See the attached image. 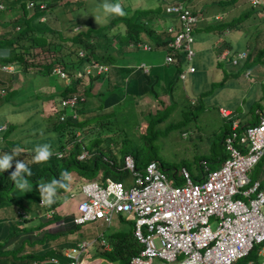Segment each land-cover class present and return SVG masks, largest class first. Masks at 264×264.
Masks as SVG:
<instances>
[{
	"label": "trees",
	"instance_id": "obj_1",
	"mask_svg": "<svg viewBox=\"0 0 264 264\" xmlns=\"http://www.w3.org/2000/svg\"><path fill=\"white\" fill-rule=\"evenodd\" d=\"M46 1L48 5L51 4L49 0ZM119 1L121 2V6L126 12L125 16L112 14L110 19H108L106 23L96 27L91 21L86 20L87 25L85 28L74 30V33L69 35H65L58 28H52L51 26H48L47 23L46 27L38 28V26L33 22L35 20L40 21V16L45 15L48 10L52 9L48 7L47 9L40 11L37 4L33 5L30 14L26 16L27 18H18L17 16L14 19L12 15L13 13H11L13 17V23H11V21L8 20L7 17L6 20L3 19L0 21V50H6L8 52L6 54L0 55V66L8 63H16L20 67L21 71L25 72L28 71V68H35V73L40 72L43 75H51L52 66L61 64L67 72V78L71 79L70 83L64 85L62 90L58 92L59 96L57 95L58 98L56 100L57 106L54 110V112H56L58 116L55 120L56 123L53 124V128H55V130L59 133L68 134V138L62 140L60 148L56 151L60 152L61 155L59 156L56 153V155L54 154V156L50 157L46 162L42 163L22 161L31 170L32 173L31 176H27L25 174V178L28 182V189L26 190L19 189L16 186L15 182L11 179L10 172L14 170L15 162H13L12 169L0 171V209H4L5 207L9 206L10 208H13L14 215L21 216L22 212V216H24L22 219H13V221L8 223L3 222L0 219V264H43L44 260L48 259L51 256H56L59 263L66 264L68 259L63 254L62 249L64 248V246L68 245V241H71L73 239L72 237V239L67 240L68 233H72V230L78 227L79 224L89 222L90 220L76 224L75 222H73L71 214L64 215V213H61V209L57 208H61L64 205L65 199L71 195L72 190L75 189V191H77V189L79 188V182L92 180L95 178L100 180L102 177L101 175H99V170H108V163L103 161L100 155H91L87 158L79 159L78 154L84 147L92 152H106V150L108 149L104 150L100 143L104 140L114 141L111 137L103 140L100 136L93 137L91 139H87L85 137L81 140H77L75 138V131L76 129H85L87 127V124L89 123L95 125H98L100 123V128H97L96 132L94 130V133L99 134L101 131L103 132L104 127L105 130H108L111 128L112 124L106 121H115V114L119 113L120 110H111L108 113L104 112L105 114H102L100 116L99 114H95V117L93 118L81 117L80 119H75L74 121H72L70 120L71 118H69V114L66 118L60 119V113L67 114L73 108L72 106L69 107L62 105L61 101L63 97H69L74 94H87L90 97H94L96 101L98 99V96L101 95H99L100 92L97 93L96 97L90 94L92 85L90 81L98 77L102 79L105 76V82H108V86L110 88V90L106 92H110L112 88H115L114 90L125 92L123 90V86L124 84L126 85L129 82L126 75H128V78L133 77V80H136L134 72L131 71L130 67L125 65L115 66L114 73L112 72L113 69H110V65H114V61H116L118 58H121L124 52L126 53L122 45L126 44L127 46L129 42H138L140 39L142 40L143 37L140 34L141 31L144 32V34L147 36V39L150 38L152 41L155 40L156 45L164 44L166 40L171 37V35L168 33V28L181 27L179 20V11L175 9L171 11H165L169 2H167L165 5H157L156 9L153 11L151 7L146 6L147 1L145 2L144 0L142 3H139V7H134L131 5V3H125V1L127 0ZM179 1L183 2L184 6L191 9L193 13H199L200 15L198 14V16L200 17L203 16L202 13L204 11L198 12L199 10L196 11V9L192 6L194 5L196 0ZM26 2L27 0H9L8 5L9 7H11V9H13V12L15 11L14 9H16V6H19L18 9H21L22 14L26 15ZM260 2H263L262 4L259 3L261 7H257L259 4L257 6H254L256 4H254L252 0H210V3L213 6H220L221 8L227 6L229 7V9L233 8L230 11H233L234 15L224 23L211 25L212 32L213 30H215L213 29L215 27H217V30L219 32L224 29L233 31L236 28L241 27L245 23L250 24L251 17H253V20H256L264 13V0H260ZM83 3V0L79 2V4ZM3 4V1L0 0V7ZM66 5L68 6V3H66ZM159 11H161L162 14H159ZM2 16L3 14L0 15V17ZM157 16L163 17L165 21L163 20L162 24H158V21L157 23H155V18ZM215 16H217V14ZM15 25H19V27L16 28ZM209 26L210 24L205 25L206 28ZM199 27L200 25L198 22L195 28ZM122 29H124V31H121ZM118 30H120V32H118ZM49 34H53L54 36H50ZM49 36L53 37L54 40H50ZM98 36L109 39L107 41V48L113 49L114 47H116V51L113 52L112 50L107 49L106 53L100 54L97 51V44L93 40V38ZM226 37V35L223 36L225 40ZM114 39L115 41L113 42ZM111 42H113V44H111ZM249 44H251L250 41ZM32 47H37L39 48V50L30 55ZM53 50L57 52H54ZM237 50H234L232 55L236 54ZM80 51H83L82 55L80 54ZM46 53L51 54L47 55V59L44 62H41L40 57L44 56V54ZM262 56H264V52H261V54L258 55V59H261ZM177 57L168 65L160 64L157 66H152L147 74L142 72L139 73L137 81L138 87L147 90L148 93L157 97V95L159 94V91L156 88L157 84L160 82V80L168 79V83L163 82V86L168 92L170 90L169 87L172 84L171 82L176 81L179 71L181 70L180 59H178ZM135 59L136 64L141 63V59L139 57L135 56ZM95 60L105 64L107 66V70H109H106V73L104 72L101 74H82V68L84 67V65ZM171 67H173V71L170 70ZM77 70H79V74L78 77L74 79L73 75ZM114 75L116 77H114ZM26 78L20 86L16 88H8L7 91L5 90L4 96H6L8 92H11V96H9V98H4L6 101L12 100L13 97H18L17 99H19V103L22 101L31 100L29 99L31 95L27 97L25 95V97H19L18 95L21 91H24L23 93L26 92L25 88L28 87L27 84L25 85ZM82 78H87L90 81L85 84L84 82H82ZM113 78L116 79L113 80ZM174 83L175 82H173V84ZM100 94H103V99L106 97V95H108L105 93ZM48 96H52V94L49 95L45 92L36 93L37 100L40 98H49ZM127 96L129 98L124 101L123 106H120V108L125 107L129 103H134V96L128 93ZM173 100L174 99H171L169 104L163 105L164 102L162 101V99H159L157 101L159 103V108L155 112L154 110H148L147 113L143 115L142 122L146 123V129L144 133H142V135L144 136L142 138L144 140L143 143H138V141L136 140L135 148L132 150H127L123 153L125 154L129 152L134 157L136 166L138 168H142L144 164H146V162L150 159L157 160L154 154H152L151 148L153 147L154 139L158 136V134L154 135L153 131L156 128L155 125L161 122L165 117V113H161L160 111L167 113V108L170 104L173 103ZM185 101L186 100L182 101V103L179 104L178 111L174 113V115H172L171 112L170 119H168V121H170L167 123L165 129L170 125H173L172 117L181 115L185 119H191L192 116H196L195 111L200 109L202 106L201 99L197 100L194 103ZM100 103H102L103 106L105 104L104 101L102 102V96L98 105H100ZM83 107V101L77 104L79 112ZM131 111L134 113L133 109ZM51 115L54 114L52 113L48 116L49 121L52 120ZM147 115L150 116L148 122L144 121ZM256 115L257 114L255 113L254 117H256ZM117 116L120 117V115ZM77 117H79V114L77 115ZM257 118L258 115L254 121L249 120L247 123H255L257 121ZM6 126V129H4L0 134V136L3 138V140L0 139V146L5 150L4 152H6V154H9L11 152V154L14 156L18 152L26 153V148L34 151L36 146H31L32 148L30 146H24L18 143V140H16L18 139L17 137H12V134H10V132L15 129L16 126L14 124H11L10 126L6 124ZM228 129V126H225V128L221 130L220 134L218 135L219 141L217 142V147L215 148L213 145L215 141L212 144L213 154L211 159L204 160L210 164V167H216L226 155L223 145V136ZM0 130L2 129L0 128ZM37 136H39L38 133ZM5 141H9L10 144H5ZM146 145H149L151 150L147 149L145 147ZM123 154H121V156H123ZM262 160H264V157L262 158ZM159 163L160 165H162L161 162ZM200 167L202 169V163L200 164ZM65 170L69 172L71 176H73V180L71 179L70 183L68 181H65V183H68L69 185L68 189L66 190L65 188L58 187L56 195L54 197L55 203L50 206L44 205L40 202L42 200V197L40 195L36 196L38 200L36 211H38L39 213H36V211H34L32 215L28 213L26 210L28 209L26 208V200L32 196L31 193L33 192V190L35 188L39 190V184L41 183H49L53 179H59L61 172ZM125 175H127V173L120 175V178H124ZM194 178L200 180V173L195 174ZM77 183L78 185L76 186ZM14 188H17L16 191H18L16 193H14V191L11 193V190ZM59 193L60 195L58 196ZM73 195L74 196L69 197L71 206H74V204L77 203L79 197H81L79 194ZM54 207L56 209H54ZM49 209L53 210V217L44 218L43 220H41L39 216H43ZM61 218H63L66 222V224L62 228H59L56 231L46 230L38 238L32 240L24 237L23 242L20 243L17 247L1 249L3 244L7 240H9L10 237L29 231L41 232L48 226V224H50L51 222H55L56 220H60ZM120 219H123L122 215H120ZM124 226L125 232L122 233L120 229H117L118 231L115 230L114 232L107 235V241L112 245V249H105L102 251V254L97 255L106 258L103 264H108L106 260L111 261L112 264H127L130 256L138 251L139 244L133 236L132 224H127V226L125 224ZM81 241L82 240L77 241L76 243H79ZM26 244L28 245V247H25ZM54 244L56 246H53ZM254 252L255 247L246 256L238 258L232 264H245L249 258L253 257L252 259H254L256 257ZM93 257H95V255L87 254V259H91ZM82 264L88 263L82 262Z\"/></svg>",
	"mask_w": 264,
	"mask_h": 264
},
{
	"label": "rangeland",
	"instance_id": "obj_2",
	"mask_svg": "<svg viewBox=\"0 0 264 264\" xmlns=\"http://www.w3.org/2000/svg\"><path fill=\"white\" fill-rule=\"evenodd\" d=\"M2 1L4 4L1 5L0 15L3 14V16L0 17V21L3 19L6 20L7 17L8 20H10L11 23H13V17L14 19L17 16L18 18H23V17L25 18L30 14V12H28L27 15H23L21 9H18L19 6H16V9H14L15 11L13 12L12 14L13 17H12L11 13L13 9H11V7H9L8 5L9 0H2ZM49 1L51 2V4L50 5L47 4V7H50L52 10L47 11V13L44 15L45 16L44 19L41 17L40 21L35 20L33 23L37 25L38 28L46 27V23H47L48 26H51L52 28H58L65 35L74 33V30L85 28L87 25L86 20L91 21L95 27L104 24L106 21H108V19H110V17L112 16V14H106L104 12L102 5L105 2L110 4H116V3L121 4L119 0H83L84 1L83 4H79L81 0H49ZM144 1L146 2L147 0ZM174 1L177 0H149L146 6L151 7V9L154 11L157 5H165L167 2H174ZM142 2L143 0L125 1V3H131V5L134 7H139L140 6L139 3ZM66 3H68V6L66 5ZM260 3L262 4L263 2ZM192 6L193 8L196 9V11L199 10L198 12L204 11L202 13L203 17L199 21L200 27L195 28L193 30V37H194L193 47L194 49L202 48L203 51L202 52L198 51L196 53L195 55L196 58L194 57L195 60L193 59V64L195 63L197 64V59H199L200 53L203 54L205 58V62L208 55H210L211 60L209 63V70H210L209 74L211 76L208 79L210 80L221 79V75H218L219 70L217 68L219 64L216 63L215 56L211 52L203 48L211 49V45L213 43H217V45L214 48L215 50L218 49L217 52L219 54H221L225 49H227V44L223 36L228 35L227 34L228 30L224 29L219 32L217 30V27H215L213 28L215 30L211 32V25L224 23L232 16H234L233 11L232 12L230 11L233 8L229 9V7L227 6L224 8L223 7L221 8L220 6H213L210 3V0H196L194 5ZM257 7H261V5L259 4ZM158 13L162 14L161 11H159ZM216 14L218 15L217 17L218 19L214 17ZM97 17L98 20L96 19ZM259 18L253 20V17H251L250 24L245 23L241 27H238L229 33V37L232 40H236V38H239L242 41L249 40L251 43V47L249 49L248 46H246V43L245 42L243 43L245 50L246 51L249 50L247 56L248 61L245 62V60H240L237 64L231 63L229 59H224L220 61L221 71L223 70V72L225 71L231 72L234 76L237 77V79L236 78L228 79L221 89L216 88L217 87L216 84V86L213 88L214 90L210 92L206 98L205 97L202 98V103H201L202 106L200 109L195 111L196 112L195 117L192 116L191 119H185L181 115L174 116L172 117L173 125L172 126L170 125L168 128L165 129L167 123L170 121V120L168 121V119H170L171 112L172 115H174V113L178 111V106L179 104L182 103V100L185 97L182 90L183 84L185 85L191 82L189 79L183 82L178 78L176 79L178 82L175 85L176 91L174 92L173 103L168 106L167 113L160 111L161 113H165L164 115L165 117L163 116L164 118L162 119V121L155 125L156 128L154 129L153 134L154 135L158 134V136L154 139V145L151 148L152 154H154L157 160L162 163L161 167L166 171L168 175V179L171 181V183L176 184L174 175L178 177V171L182 166L184 167L186 166L189 169L191 175L193 176L194 174H197L201 170L200 164L204 160L211 159L213 154L212 144L215 141L213 145L215 148L217 147V142L219 141L218 135L220 134L221 130L224 129L225 126L228 124L227 117H223L221 116V114H219L218 106L225 105L228 102L227 105L231 106L233 110H235L233 116L237 117L239 120L244 122L251 120L250 119L251 115L250 113L242 114L241 113L242 110L246 109L253 112L255 111V109H260L264 111V74H262L261 77L260 76L252 77L253 75L251 74V72L253 73V70H252V66L250 65L251 63L261 61V59H258L259 58L258 55H260L261 52H264V43H262L264 41V13ZM163 20H164L163 17L157 16L155 18V23H157L158 21V24L159 23L162 24ZM206 24H210V26L206 28L205 27ZM15 26L16 28L19 27V25H15ZM49 35L54 36L53 34H49ZM50 36H49L50 40H54V38ZM93 40L96 42L97 51L100 54L107 52V49H109L107 48L108 47L107 41L109 39L107 38L105 39L102 36H98L93 38ZM114 41L115 39L113 40V42ZM113 42H111V44H113ZM38 50L39 48L32 47L30 55ZM53 51L57 52L55 50ZM131 52H137V51H131ZM6 53H8L6 50H0V55ZM155 53L156 50L144 52V54L146 55L155 54ZM49 54L51 53L48 54L46 53L44 54V56H41L40 61L44 62L47 59V55ZM262 59L264 60L263 57ZM151 64H154L153 59ZM13 68L14 65H10V66L7 65L5 66V68H0V79L1 80L6 79L4 82H0V128L2 127L6 128V126H3L5 124H8L9 126L11 124H14L16 127L14 130L10 132V134H12V137L18 138L16 140H18L19 144H22L27 147L50 144L51 152H52V155L50 157H52L54 156V154L56 155V153H59L56 151L60 148L62 144V140L68 138V134L56 132L55 129L52 130L47 125L48 116L50 115L51 112H53L56 109V104H57L56 100L58 98L57 95L59 96L58 93L59 89L53 91L51 90V88H45L44 86L50 85L49 84L50 82L54 84L55 87L56 85L57 86L60 85L59 87H64V85L70 83L71 79L69 80L67 77L61 78L57 76L55 73L51 75H43L40 72L35 73L36 71L35 68L34 69L28 68V71L24 72L21 71L20 67L17 65L15 69L17 71L19 70V72L16 73V72H12ZM170 70L173 71V67H171ZM247 70L250 71V74L245 75V72ZM78 71L79 70L75 71L73 75L74 79L78 77L77 75H75V74H79ZM22 76H24V79L27 77L25 85L27 84L28 87L25 88V90L28 89L29 92L27 93L25 92L26 93L25 94L23 93L24 91L21 92L19 91L20 94L18 95L19 97H22L24 95L27 97L31 95V97L29 98L31 100L22 101L19 103V99H17L18 97L17 98L13 97L12 100L6 101L5 99L11 96V92H8L7 95L4 96L5 90L7 91L10 85L13 87H15V85L18 86L20 82L17 78L22 79L23 78ZM190 77L191 79H193L195 75L193 76L190 75ZM255 79L257 80L254 81ZM7 84H9V86H7ZM100 85L92 84L93 86L92 91L98 92V87L100 86L99 89H101V91L99 92L101 93L105 92L106 90L104 88H106V83L101 82ZM157 87L158 85L156 86V88ZM38 92H45L49 95L52 94V96L56 95L55 97L57 98L55 99L56 101L55 104L54 102H52L49 96H48L49 98H45V99L40 98L38 99L39 100L38 101L36 99V93ZM86 100L91 101V97H88V99L86 98ZM93 100L95 101L94 97ZM100 100H101V96H98V99L96 100V105L99 104ZM94 101H91L92 106H95ZM156 101L157 100L153 98H149V100H145L143 97H141V101L140 102L136 101L135 103L136 110H134V113L129 108H121L120 112L115 114V121H106L111 123L112 126L108 130H105L104 127L103 132L101 131L99 135L103 140L109 137H111L114 140V141L104 140L103 149L104 150L108 149L106 150V152L103 151V153L106 156H109L112 153L123 154L127 150L134 149L136 146V140L138 141V143H143L144 140L142 138L144 136L142 135V133H144L146 129V123L142 122L143 115L147 113L148 109L151 108V105L153 107H156L159 104L158 102L156 103ZM51 102L52 105L49 107L48 104ZM123 104H124V100H122L121 103L118 104V106H123ZM42 105L44 107V110H41ZM126 106L128 107V104ZM236 111L238 113H236ZM54 115H57V113ZM117 115H120V117H118ZM51 118H52V123L53 124L56 123L55 120L57 118L54 116H51ZM136 119H138L137 122ZM149 119L150 116L147 115L144 121L148 122ZM140 125H142V127L139 128ZM96 126H97L96 128L99 129L100 123ZM88 129H90L89 131L90 133H94V130L96 132V129L93 126L91 127L89 125ZM182 131H186V133L182 135L181 134ZM2 132L3 130H0V133ZM37 133L39 134V136H37ZM84 134H86V132ZM0 139L3 140L1 136ZM5 144H10V142L5 141ZM145 147L147 149H150L149 145H146ZM4 151L5 150L0 146V157H3L6 154V152ZM25 152L26 153L18 152L14 156L11 154V152L8 153L9 155L13 156V162L33 161L35 152L27 148L25 149ZM263 173H264V160L261 159L257 164H255L252 167V170L249 172V176L251 177V179H255L261 176ZM117 174L119 173L110 171V175L113 178H115ZM71 179L73 180V176H71ZM77 185L78 183L76 184V186ZM16 189L17 188L12 189L11 193L13 191L14 193H16L18 191V190L16 191ZM74 191L75 189L72 190L71 192ZM32 193H31L32 196L26 200L27 203L26 208H28L26 210L31 215L34 211H36L37 208L38 200L36 196L40 195L39 190L37 188H35ZM59 195L60 193L58 194V196ZM69 197L65 199L64 205L61 208L60 207L57 208V209H61V213H64V215H66V213L69 212V210L71 209ZM36 213L39 212L36 211ZM22 215H23L22 212H21V216L14 215L13 208H10L9 206L5 207L4 209H0V219L1 221L6 223L13 221V219L14 220L22 219L24 217ZM121 215L123 216V219H120L119 215L115 214L112 217V221L109 225L107 224L106 221L102 219H97L94 221H89L83 224H79L78 227L72 230L74 236L72 233H68L67 240H70L73 237L71 241H68V246H71L73 244L75 245L76 242L80 240L92 241L90 243V246L88 248L86 247L87 248L86 254H92V255L102 254V251L106 249V246L101 243V238L103 237L107 241L108 240L107 235L109 233H112L117 229H120L121 232L123 233L125 232L124 225L126 224L127 226V224L130 225L133 224L134 222L132 216L126 215L125 213H121ZM49 217L51 216H48L47 213H45L43 216H39L41 220ZM55 222H51L50 224H48V226L41 232L29 231L26 233L12 236L9 238V240H7L3 244L1 249L17 247L20 243L23 242L24 237H27L28 239L31 240L36 239L46 230L56 231L57 229L63 227V226L61 227L58 226V224H56ZM211 226L213 228L215 227V221L212 220ZM53 246L56 245L54 244ZM68 246H64V248ZM25 247H28V245L26 244ZM83 251L77 253L76 254L77 257H79V255ZM56 264H62V263L58 262Z\"/></svg>",
	"mask_w": 264,
	"mask_h": 264
},
{
	"label": "built area",
	"instance_id": "obj_3",
	"mask_svg": "<svg viewBox=\"0 0 264 264\" xmlns=\"http://www.w3.org/2000/svg\"><path fill=\"white\" fill-rule=\"evenodd\" d=\"M252 1L256 5L260 3V0ZM33 5L30 0L28 6ZM39 6L43 8L45 3ZM166 9L179 11L181 27L168 28L172 37L165 44L164 61L171 63L180 54L182 60L189 61L195 54L191 46L193 30L203 16L182 4L169 5ZM139 45L145 50L152 48L146 42ZM243 55L244 52L238 53L232 62L236 63ZM139 65L147 69L145 63ZM194 69L193 65L188 67L189 71ZM51 70L61 78L67 77L61 64L53 65ZM106 70L105 64L95 60L87 63L82 74H101ZM182 72L181 78L185 75ZM83 100V95L74 94L63 97L61 103L73 107L70 114L75 119L76 106ZM222 114L230 118V113L222 110ZM66 116V113L60 114V118ZM223 145L226 156L216 167L204 162L200 180L192 179L182 168L184 180L179 185L171 183L155 159L138 168L133 156L125 154L121 165L128 172L125 180L106 176L101 182L88 181L80 186L84 199L73 214V222L102 219L109 225L115 214L132 216L133 236L139 247L127 264H231L254 247L264 262V184L261 181L264 173L256 179L249 176L252 167L264 157V113L259 114L255 123L245 125L231 119ZM46 213L53 217V210ZM60 223L66 224L64 220ZM91 242L83 240L77 247L66 250L71 257L68 264H80L76 254ZM101 243L110 249L105 238H101Z\"/></svg>",
	"mask_w": 264,
	"mask_h": 264
},
{
	"label": "crops",
	"instance_id": "obj_4",
	"mask_svg": "<svg viewBox=\"0 0 264 264\" xmlns=\"http://www.w3.org/2000/svg\"><path fill=\"white\" fill-rule=\"evenodd\" d=\"M148 1L149 0H147V2ZM12 13H13V11H12ZM121 31H124V29H122ZM118 32H120V30H118ZM211 32H212V29H211ZM230 32L231 31L228 30V33H227L228 35H226L227 37H226V40H225L226 41V44H227V49L224 48L225 50L221 54H219L217 52L218 49L215 50V48H214L217 45V43H213L211 45V49L210 48H203V49L211 52L215 56L216 63L219 64L218 65V68H217L219 70V74L218 75H221V79H214V78H211V79H214V80L208 79L211 76L209 74V72H210V70H209V63H210L211 58H210V55H208V57L206 59V62H205V58H204L203 54L200 53V57H199V59H197V64L198 65L195 63V71L193 73H189L188 74V77H187V79H189L191 82H189L188 84H185V85L183 84L182 90H183V93H184L185 97L183 98L182 101L186 100L185 102L188 101V102L194 103L197 100H200V99L202 100V98H204V97L206 98L209 95V93L214 90L213 88L216 86V84H217V87L216 88L221 89L224 86L225 82L228 79H231V78H236L237 79V77L234 76L231 72H227V71L223 72V70L221 71L220 61H222L224 59H229L231 61V63H233V64H237L240 60H245V62L248 61L247 56H248V51L249 50L248 51L245 50V47H244V44L243 43L244 42L246 43V46H248V49L251 47V44H249V40L242 41L239 38H236V40H232L229 37V33ZM140 34L143 37L142 38L143 41H145L147 39V36L142 31H141ZM147 40L150 41L151 44L154 45V47H155L154 50H156V53L155 54L146 55V54H144V52H146V51L137 50V47H134V46H131L130 47L129 45L126 46V44H123L122 47L124 48V50L126 51V53L124 52L121 58H118L116 61H114V65H112V64L110 65V69L111 68L113 69V71H112L113 73H114V70H115V66H118V65L119 66H121V65L128 66V67H130L131 71L134 72V74L136 76V80H133V77L128 78V75H126L129 82L126 85L124 84V86H123V90L125 92H122L120 90H114L115 88H112V90L110 92H106V91H109L110 90V88L108 86V82H105L106 76L103 77L102 79L98 77V78H95V79H93L91 81L88 80L87 78H83L82 79V82H84L85 84H87L89 81L93 85H98V84L100 85L101 82L102 83L105 82L106 83V88H104V89L106 91L103 92V93L108 94V95H106V97L103 99V97H104L103 94H100L101 92L99 93V91H101V89H99V87L101 85L98 87V92H93L92 91L93 86L91 85L90 94H92L93 96L96 97L97 93H99L102 96V102L104 101L105 104H104V106H103L102 103H100V105H96V101H94L93 99H91V101H94L95 102V106H92L91 105V101L85 100L84 107L79 112V119L81 117H90V118H93V117H95V114H99V116H100L102 114H105V113L110 112L111 110H115V111L120 110L121 108H120V106H118V104L121 103L122 100L125 101V100H127L129 98L127 96V93L128 94H131L132 96H134V99L135 100H134V103L132 102L133 103V106H132V103H129L128 104V107L125 106L123 108H129L130 110L133 109V111L136 110V108H135L136 101L137 102H140L141 101V97H143L145 100H149V98H153V99L159 98V99L165 100L164 103H163V105L169 104L170 101H171V99H174V92L176 91V86L175 85L178 82L177 80L171 82L172 84H173V82H175L173 85L170 83L171 86L169 87L170 90L168 92L166 91L165 87L163 86L164 85L163 82L168 83L167 82L168 79L160 80V82L157 84L158 85L157 90L159 91V94L157 95V97H155L154 95L148 93L147 90H144V89H141V87H138V83H137L138 77H139L138 74L141 73V72L147 74V72H145L143 68L138 67V65L136 64V61H135L136 60L135 59V56H137V57H139L141 59V63L148 64L150 67H152L154 65H157V64H161L162 65L163 64V59H164V52L165 51H164L163 44H159L158 46H156L155 40L152 41L150 38H148ZM217 40H218V38H217ZM262 43H264V41ZM195 49H196V53L198 51L199 52H202L203 51L202 48H195ZM108 50H112L113 52H115L116 51V47H114L113 49H108ZM234 50H237V52H236V54H233L232 55V53H233ZM131 51H137V52H131ZM240 52L241 53L244 52L245 55H243L242 58H239L236 63L232 62L233 57H238V53H240ZM218 54H219V56H218ZM262 57L264 58V56H262ZM195 58H196V56H195ZM195 58H194V60H195ZM152 59H153V63L154 64H151ZM245 62H244V64H245ZM16 65L17 64H14V68H13V71L12 72H16V73L19 72V70L17 71L15 69L16 68ZM86 65L87 64H85L84 67ZM250 65L252 66V70H253V73L251 72V74L253 75L252 77H256V76L257 77L258 76L261 77L262 74H264V72H263L264 71V60L262 58H261V61L251 63ZM84 67L82 68V72L84 71ZM5 71H8V70H5ZM8 72H11V71H8ZM247 74H250V71L249 70H247L245 72V75H247ZM190 75L191 76L195 75V77H193V79H191ZM22 77H23L22 79L17 78L19 80V82H20L18 86H20V84H22V82L24 81V76H22ZM114 77H116V76L114 75ZM114 79H116V78H113V80ZM5 80L6 79H3L0 82H4ZM256 80L257 79H255L254 81H256ZM184 81H186V80H184ZM250 81H251V79H250ZM182 82H183V80H182ZM49 84L50 85H45L44 87L45 88H51V90H53V91H56V89L57 90L59 89V91H60L63 88V87H59L60 85H58V86L56 85V87H55V85L52 84V83H50V82H49ZM7 86H9V84H7ZM18 86L15 85V87H13V86L10 85L9 88H12V87L13 88H16ZM41 88H43V87H41ZM101 88H103V87H101ZM165 91H166V93H165ZM26 92H29L28 89L26 90ZM85 96H86L87 99H88V97H90L87 94ZM49 97L52 100V102H54V104H55V102H56L55 99L58 96L57 97L49 96ZM91 98H93V97H91ZM159 99H156V100L158 101ZM157 101H156V103H157ZM52 102L48 104L49 107L52 105ZM227 104H228V102L225 105L218 106V112H219V114H221V116H223L222 110L224 112L230 113V118H227L228 119V124L226 125V126H228V128L230 127V125H231V119H233V118L236 119L239 122L240 125L248 124L247 122L249 120L246 121V122H244V121L239 120L237 117H234L233 114L235 113V110H233V108L231 106H228ZM41 108L44 110L43 105H42ZM158 108H159V104L156 107H153L151 105V108L148 109V110L149 111L150 110L151 111L152 110L156 111ZM94 111H95V113H94ZM52 113L53 114H56V112H54V111L51 112L50 114H52ZM236 113H238V112L236 111ZM241 113L242 114L243 113H250L251 118L250 117L249 118L254 121L256 119L257 115L259 116V114L260 113H264V111L263 110H260V109H255V111L251 112L250 110H246L245 109V110H242ZM255 113L257 114L256 117H254ZM81 114H83V115H81ZM51 116H54V117L57 118L58 114L57 115H51ZM137 121H138V119H136V122ZM47 123H48L47 125L52 130L55 129V128H53L54 126H53L52 120L51 121L48 120ZM88 125H91V127L93 126L94 128L97 127L95 124H91V123L87 124V126ZM3 126H6V124L3 125ZM140 127H142V125H140L139 128ZM4 129H6V128H3L2 130H4ZM56 132H58V131H56ZM95 135L96 134H93L92 136H95ZM262 176L263 175H261L259 177H262ZM261 181H262V184H264V178L261 179ZM254 253H255V256H256L255 258H257V259H255V258L252 259L253 257H251V258H249L246 261L245 264H247L249 261H252L253 264H264V262H263V256L260 255V254H258L256 250H255ZM105 259L106 258H104V257H101L98 261L95 260V259H92V260L90 259V263L89 264H103ZM106 261L108 262V264H112L111 261H108V260H106ZM48 264H51V263H48Z\"/></svg>",
	"mask_w": 264,
	"mask_h": 264
},
{
	"label": "clouds",
	"instance_id": "obj_5",
	"mask_svg": "<svg viewBox=\"0 0 264 264\" xmlns=\"http://www.w3.org/2000/svg\"><path fill=\"white\" fill-rule=\"evenodd\" d=\"M29 1L30 0H27V2H26V5H25V7H26V9H27V13L30 11L31 12V9H32V7L33 6H31V7H29L28 6V3H29ZM33 2H34V4H37V6H38V9L41 11V10H45V9H47L48 7H47V1L46 0H32ZM40 3H45V7H43V8H40ZM170 3V4H169ZM168 4H167V6H169V5H171V6H174V5H178V4H182L183 6H184V3L183 2H180L179 0H177V1H174V2H169ZM102 7H103V10H104V12L106 13V14H115V15H118V16H125L126 15V12L124 11V9H123V7L121 6V4H119V3H116V4H110V3H107V2H105L103 5H102ZM1 8V7H0ZM167 8V7H166ZM22 11V10H21ZM165 11H167V9L165 10ZM165 14H166V12H165ZM24 15V14H23ZM27 15V14H26ZM41 17H43V19L45 18V16L44 15H41L40 16V19H41ZM97 20H98V17L96 18ZM197 26V25H196ZM195 26V27H196ZM168 33L170 34V32L168 31ZM171 35V34H170ZM171 37H172V35H171ZM170 37V38H171ZM169 38V39H170ZM168 39V40H169ZM168 40H166V42L163 44V46L165 47V44L168 42ZM140 42H143V43H148V44H150L151 45V47L152 48H150V49H143V47H141L140 45H139V43ZM193 42H194V40H193ZM193 42H192V44H191V46H192V48L194 49V47H193ZM133 44V45H132ZM128 45L131 47V46H134V47H137V50H145V51H152V50H154L155 49V47H154V45L153 44H151V42L150 41H148L147 39L145 40V41H143V39L141 40H139L138 42H129L128 43ZM156 46H158V45H156ZM164 51H165V48H164ZM194 51H195V54H194V56H193V58L191 59V60H182L183 59V55L182 54H180L179 56H178V59H180V64H181V70L179 71V74H178V76H177V78H179V79H181V80H187V77H188V74L189 73H193L194 71H195V69L192 71V70H188V67L189 66H191V65H193L194 67H195V64H193V59H194V57H195V55H196V50L194 49ZM164 56H165V52H164ZM180 56H181V58H180ZM14 64H16V63H14ZM13 63H8V64H5V65H2V66H0V68H3V66H7V65H14ZM163 64H165V65H168V64H170V63H166L165 61H164V59H163ZM137 65H139V64H137ZM146 66H147V69H145L143 66H138V67H140V68H143L144 69V71L145 72H148L149 71V69H151V67L148 65V64H146ZM184 72L185 73V75H184V77H180V73L181 72ZM182 72V73H183ZM69 79V78H68ZM81 95H83V94H81ZM84 96V100H83V102H85V100H86V97H85V95H83ZM164 102V101H163ZM56 106H57V104H56ZM76 109H77V115L79 114V110H78V108H77V106H76ZM61 114V113H60ZM68 114L70 115L69 116V118H71L70 120H72V121H74L75 119H79V117H76L75 119H73L72 118V116H71V114H70V111L67 113V116H68ZM66 116V117H67ZM68 118V119H69ZM60 119H62V118H60ZM69 121V120H68ZM89 126V125H88ZM88 126L84 129V128H82V129H76V131H75V138L77 139V140H81V139H83V138H87V139H91V138H93V137H98V136H100L99 134H97V133H90L89 131H90V129H88ZM91 126V125H90ZM87 129H88V131H87ZM95 129H97V128H95ZM86 132V134H84ZM186 133V131H182V135L183 134H185ZM93 134H96L95 136H92ZM85 142H86V140H85ZM103 143H104V141H102L100 144H101V146L103 147ZM34 151H35V155H34V157H33V162L34 163H42V162H46L49 158H50V156L52 155V152H51V145L50 144H44V145H37L36 147H35V149H34ZM58 154V153H57ZM125 154H130L129 152H127V153H125ZM125 154H123V156H121V154H118V153H112L111 155H109V156H106L103 152H99V151H97V152H92V151H90L89 149H87V148H83L82 149V151L78 154V158L79 159H84V158H87V157H89V156H91V155H93V156H97V155H100L101 156V158L103 159V161H105V162H107L108 163V170L106 171V170H103V169H100L99 170V175H101V179L99 180V179H92V180H87V181H82V182H80V184H79V188L77 189V191H74V192H72L71 193V195H70V197H72V196H74L73 194H76V195H80L81 197H79V199H78V201H77V203L76 204H74V206H71V209L69 210V212H67L66 214H71L72 215V217H73V214L77 211V209H78V204H79V202L80 201H82L83 199H84V196H83V194L82 193H80L79 191H80V186L83 184V183H87L88 181H99V182H101V181H103V179L106 177V176H109V177H111L112 179H114V180H119V181H123V180H125V178L128 176V172L126 171V170H124V169H122L121 168V165L123 164V157H124V155ZM226 156V155H225ZM134 158V157H133ZM150 160H154V159H150ZM156 160V159H155ZM223 160V159H222ZM221 160V161H222ZM135 161V160H134ZM156 161H158V160H156ZM148 162V161H147ZM146 162V163H147ZM204 162H206V161H203L202 162V166L204 165ZM159 163V162H158ZM208 163V162H207ZM136 164V163H135ZM145 165V164H144ZM159 165H160V163H159ZM208 165L210 166V164L208 163ZM161 166V165H160ZM117 167H119V169H117ZM13 168V156L12 155H9V154H5L3 157H0V171H6V170H9V169H12ZM182 168H184L186 171H188V173H189V175H190V177L193 179L194 178V175L192 176L191 175V173H190V171H189V169L188 168H186V166L184 167V166H182L180 169H179V171H178V177H176V175H174L175 177H174V179H175V181H176V184L175 185H179V184H182V181L184 180L183 178H182V176H181V173H180V171H181V169ZM203 168V167H202ZM163 169V168H162ZM164 170V169H163ZM202 170V169H201ZM201 170L198 172V173H200V175H201ZM110 171H114V172H118L119 174H117V176L115 177V178H113L111 175H110ZM165 171V170H164ZM166 172V171H165ZM125 173H127V175H125V177L124 178H120V175H123V174H125ZM197 173V174H198ZM25 174L27 175V176H31V170L22 162V161H16L15 162V168H14V170H12L11 172H10V176H11V179L15 182V184H16V186L19 188V189H21V190H26V189H28V182H27V179L25 178ZM103 174V175H102ZM195 179V178H194ZM256 179V178H255ZM65 181H68L69 183L71 182V174L69 173V172H67L66 170L65 171H62L61 172V174H60V178L59 179H53V180H51L49 183H41V184H39V193H40V196L42 197V203L44 204V205H48V206H50V205H52L53 203H55V199H54V197H55V195H56V191H57V188L59 187V188H65L66 190L68 189V187H69V185H68V183H65ZM54 209H56L55 207H54ZM119 217H120V215H119ZM61 220H64L63 218H61L60 220H58V221H56L57 223H58V226H64V225H62L60 222H61ZM97 220V219H96ZM77 223H80L81 221L79 220V219H77V221H76ZM133 225V224H132ZM108 242V241H107ZM109 243V242H108ZM264 244V243H263ZM262 244V245H263ZM68 246V245H67ZM78 246V243H76L75 245L73 244V245H71V246H68V247H66V248H63L62 249V252H63V254L67 257V262H66V264H68V262H69V260L71 259V257H70V255H68L67 253H66V251L65 250H68L69 248H72V247H77ZM109 246H110V249H107V250H111L112 249V245L109 243ZM89 247V246H88ZM87 247V248H88ZM86 248V249H87ZM84 250L80 255H79V260H80V264H82V262H87L88 264L90 263V259H87V250ZM71 251V250H70ZM245 255H247V254H244V255H241V256H239V257H237L234 261H236L238 258H240V257H242V256H245ZM101 258V256H97V255H95V257H93V258H91V260L92 259H95V260H99ZM233 261V262H234ZM59 261H58V258L56 257V256H51V257H49L48 259H46V260H44V262H43V264H48V263H51V264H56V263H58ZM233 262H231V264L233 263Z\"/></svg>",
	"mask_w": 264,
	"mask_h": 264
}]
</instances>
